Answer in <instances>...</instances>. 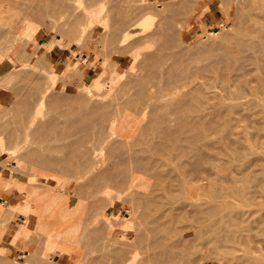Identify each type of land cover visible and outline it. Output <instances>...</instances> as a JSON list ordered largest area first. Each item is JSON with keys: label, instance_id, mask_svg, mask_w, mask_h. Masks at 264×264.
Returning a JSON list of instances; mask_svg holds the SVG:
<instances>
[{"label": "bare ground", "instance_id": "6f19581e", "mask_svg": "<svg viewBox=\"0 0 264 264\" xmlns=\"http://www.w3.org/2000/svg\"><path fill=\"white\" fill-rule=\"evenodd\" d=\"M4 1L5 0H3L2 2L4 3ZM15 1H13V3ZM21 1L22 0H19L20 3ZM74 1L72 0L73 3H71L70 0H29V4H28V0L27 2L23 1L28 5H30L31 3L30 5L31 7H28L26 4L25 7L28 8L27 9L24 8V10L27 11V14L23 12V8L21 10V7H24L23 5H25L23 2H22L23 4L21 3L22 6H19L18 4L20 3L17 4L18 1H16L15 3L16 5L12 4V1H10L11 3H9V6L10 4L13 5L15 11H17L16 9L20 8V10L23 12L22 15H25L24 20L23 19L18 20L20 21L21 24L20 23L19 24L15 23V25L13 24L14 26H16V24L19 25L17 29L18 50H16V48L15 50L14 49L13 50L17 51L19 53V54L17 53L19 56L21 53H23L24 56H26L29 54L28 50L34 51L32 49L34 47L31 48V46L33 44L38 43L39 40L42 38L41 34L40 36L36 35L38 34L37 32L36 34L33 35L32 30L25 22V19L27 20L28 19L27 17L29 15L33 16L35 18V21L37 20L39 22L41 20L43 21L48 18L49 20L51 19L52 22L55 18V15L56 16L61 15L62 20L64 18V21L68 23L66 24L61 20V23L57 25L58 22L55 21L56 20L55 18L53 22L57 24L54 25L52 22L53 26L51 27L53 28L52 30L53 33H55V36H53V38L51 37L52 38L51 44L55 43V41L56 42L60 41L61 39L60 36L68 37V39H70L71 41V38H69L70 36L72 37V43L81 47L82 43L85 40H89V39L91 40V37L93 35H96L98 39L100 37H103V39L106 38L107 40H108L107 37L110 36L113 42L115 41L117 42L119 39L121 43H125V42L128 43V41H130V43L131 41L132 43H135L136 40L141 35H145V36L146 34L149 35L148 31L153 24L156 26V28L155 29L152 28L150 30H156V29L159 30L157 28V26L159 27V24L156 17L164 18L168 13V11H169V15L172 13L175 14V9L177 6L175 5L177 0H175L176 2L172 4L171 2L166 0V3L169 2L171 6L169 4L168 6H166L164 4L165 1L162 3L150 4L148 3L149 0H141L142 2H140V4L137 3L134 4L135 0L133 2L132 0H129L132 2L129 3L130 5L132 4V8L129 6L130 8L129 10V8L126 7V11H127L126 13H128V11H130V13H133L130 14L133 15L130 16L132 19L135 16V13L137 12L135 17L138 19L134 21L132 19L131 22L125 24V21L127 22L128 17H126L127 14L125 12H124L125 14H123L122 12L125 11L124 9L125 6H128L127 4L128 1L126 2L125 0L124 1L121 0L122 1L121 2L120 0H116V1H120L122 5L125 4L122 6V8H120L122 12L120 10L121 13L120 12L119 13L123 14L124 16L126 15L125 16L126 20L124 19L123 15L120 16V19L118 17L119 20L115 18L116 16L114 14H117V16L120 15L118 14L119 8L116 9L118 10L117 13L114 14L111 13L113 16H115L113 17V19L111 17V14L107 15L108 12L107 10H105L106 14L104 15L110 16V18L107 17L110 20L112 19L111 21L109 20L110 22L114 21L113 22L114 28H113V26L110 24V22H108L107 19V22L110 25L108 27L112 26V28L108 30V27L106 25L107 23H105L104 20H101L98 16L93 17L94 13L92 14L93 16L89 14L84 20L82 18L80 22L81 17L85 14H80L81 11L80 9L82 8L79 6L80 0H74ZM84 1L85 0H83V3ZM184 1L186 2V0ZM184 1H182L183 3L181 2L182 5H184L185 3ZM188 1H187L188 3L186 2V4H189L190 1L192 0H188ZM234 1L237 3V5L234 4V7L236 6L234 8L235 12H237L236 10L240 8L239 9L240 11H238V13L240 12L241 14V10H243L244 13L240 15V17L243 15L242 16L243 21L241 20L242 18H238V17H236L235 19L236 21L234 20L235 24L236 22L238 23V21H240L239 22L240 24L239 25L236 24V27L235 26L232 27V30L234 31L235 34L233 33L234 37L233 35L230 34L232 36L231 37L232 39L229 38V40H231L229 41V43L227 44L223 43V45L221 46L222 44L221 42L226 41L227 37L225 40L219 42L220 39L218 38L219 39L218 40L215 36L217 41L214 42L215 39L213 38L214 41L213 39L212 41L214 42V44H212L213 43L212 41L211 43L206 41L207 39L204 37H202V39L200 40L197 39L199 42L200 41L203 42L206 39L205 41L207 42V44L209 43L210 45L208 46L205 42L204 43L200 42L201 46H199L200 43L198 41H195L193 44L196 43L199 47L195 44L198 47L196 48L195 45L192 44L195 47L192 48L193 46L189 43V46L191 45L190 48L192 49L188 48L187 51L188 50L191 51L195 49L197 50V54L199 53L198 55L195 54V56L198 57V60H195L194 54L191 56L192 52L190 54L186 51L188 44L183 45L185 43L177 39L180 45L179 47V45H177V40L175 42L173 33H171V31L173 30L171 26L173 27L176 24H178L177 23L178 20H175L176 21L175 23L174 18H172L173 19L172 20L171 17H169L168 18L169 20L162 21V26L166 22L163 28L160 27V31L162 29L163 30L161 32H158L157 30L155 31V36L153 37L154 39L157 37L156 36L157 34L159 35L160 33H162L164 35L163 37L160 34L159 37L162 36L163 39L158 37V39L160 40L162 39L161 41H159L158 44L155 45V43H157L158 40H156L157 42L155 41L154 43L153 41L154 39L152 37L149 38L150 35L148 36V39H146L147 36L145 38L143 37V42L144 39L146 41L152 39V43H154L152 45L153 47L154 46L156 47L155 48L151 47L152 49L151 50L149 49V52L147 53L146 50H144L145 54L143 53L144 51H141L142 52L141 54H143L142 56L140 54L141 58L138 56L139 53L135 54L134 60L133 61L131 60L132 62L130 61L131 62V65H129L130 67H127L129 70L125 71L126 73H128V75L126 74L128 78L126 80L121 81V83H119L118 85H116L117 75L115 72L113 73L110 79V87L115 88L116 90L117 89L116 87L120 86L118 89L121 88L122 92L120 90L117 91H120L122 95L124 94L122 99L120 97L118 98L121 99L118 101L119 103L118 102L116 103L130 108L132 112L140 113L141 117L135 115L129 117L127 116L125 119L107 120L106 117L108 116L109 112L107 111L108 113L106 112L102 113L101 110L105 109L104 111H106L109 106L107 107L106 105L107 108H105L104 106V108L102 107L101 110H99L100 108L99 109L96 108L97 110H95V107L98 106L99 104H100L99 107H101V103H99L100 101L96 99L98 100V102L96 101L97 104L98 103L99 104L97 105L95 103L96 106L91 104L93 103L92 101L94 99L92 97L93 100L90 102L89 96L93 95L91 93L93 90L91 89V85H89L88 83H84L83 85L79 86L78 89L74 90L75 88H72L71 84L69 85L70 80L69 81L67 80V84H68L67 89L63 90L56 88L57 87V85H55L57 82L56 77L60 76V78H63L66 77L67 74L68 75L71 74L75 69L73 65H72L73 68L70 66L65 67V69L60 73H58L57 70L50 68V66L45 68L46 70L45 76L41 74L42 76L45 77L44 80V77L41 76L42 77L41 78L40 75L38 76V74H40L39 72L41 71V68L38 69V65L43 68L47 65L45 63L46 60L42 58L43 55L41 57V55L40 54L38 55L37 51H35V53L30 52L35 54L34 57H32L30 60L27 59L20 60L22 56L19 58L17 57V61L18 59L20 60L17 63L18 69L16 66V68L14 67L12 71L13 72L15 71L16 73V70L14 69L18 70L17 72L18 74L16 73V75H18L17 76L18 86L14 83H9V84H13L14 86L16 85L15 87L17 89L15 90L11 89L13 87L11 85H9V88L11 86L10 90L15 92V93L13 92L15 98L18 95L17 96L18 103H20L19 104L20 106L19 105L17 106V104L15 103L17 102L15 98L14 99L16 101H14L13 99L12 101L11 100L10 101L11 102L14 101L13 104L15 103L18 109L22 111V113L19 111L21 113V114L19 113L20 114L19 116H21L22 114L25 115L24 117L26 118L27 121H25V118L21 116V120L23 118V120L25 121V124L24 121L23 123H21L22 125L24 124V128H22L23 126L21 127L20 124V126L18 127L21 128H18L16 130L13 127L16 131L15 130L12 131L17 132V134H21V132L19 133L20 129H22V133L24 132L23 131L24 129L25 130L24 137L26 138L29 135V137L31 138L30 135H32L33 138L31 140L29 139L30 141L27 140L26 138L25 140H23L18 144L17 143L18 141H16L18 140L17 139L18 135L16 136L14 133L15 136L13 137L12 140L16 141V143L18 144L17 145L16 143L13 142V144H15V146L18 147L16 150L20 152L19 153L17 151L19 153L18 157L21 154L20 158L22 160L30 159L29 162L31 161L33 162V163L31 162V165L34 164L41 166V169L43 170L44 168L45 169L48 168L47 171L49 172L53 171L54 169L56 171H58L57 169L59 170L62 169L70 172L68 173L69 176L71 173L72 175H75L76 173L79 179L80 177L82 178L81 181L75 176L76 177L75 179L76 180L78 179L76 182L75 179H73V177H69L67 173H64L65 171H63L64 173L63 175H67L68 178L74 180L73 182H75V184L78 183V181H80V183L76 185L77 187L73 185L74 189L75 190L78 189L77 192L78 191L80 192V194H78L79 192L77 193L74 190L75 194L77 193L78 196L85 195L84 196L85 198H87L86 196H96V198L99 197L100 199L102 196H99V193L108 192L109 195L110 189H113L115 193H117V195L120 194L121 197L125 196V199H127L128 202L131 203L130 209L128 208L129 210L134 208L133 207L134 205L135 207L137 206L141 210L140 212L142 214L144 213L142 211L143 208H145L144 210L147 211L150 210L148 211L150 213H146L147 215L146 214L144 215L146 217L145 219L147 225L143 224L144 223L143 220L145 221V219H143L144 216H142L141 213H139L138 209L137 212L140 215L134 212L136 211V208L132 210L134 214H137L139 217H136V215H134L133 212L130 211L131 214L134 215L136 218L134 216L132 217H134L136 221L139 218L138 220L142 221V224L145 227L143 228V226L140 225V222L139 223L136 222L138 223L139 226L135 225V228L137 227L136 229L138 230L143 229L144 233L143 232L142 233L146 236L144 237V235L137 232L138 230L136 229L134 230L135 239L133 237L134 234L132 236L133 237L132 239H134L133 241L135 240L137 241V239L139 241L141 240L140 243L142 242V245L140 246L141 247L144 246L145 252L142 251L138 252L137 251L139 249L138 248L137 250L135 249L137 253H133L134 255H132L131 257L128 256L129 255L128 253L127 255L128 257H127L124 254L127 253V251L124 252V250L121 248V246L124 245L121 246L117 245L115 248L117 250H115L114 252V249L113 251H109L108 249L110 246H112L111 248L115 247L114 244L111 245L110 243H114L116 239L113 238L114 239L113 242L112 241H110V243L107 242L108 245L110 246L106 247L107 251H105L106 250L105 249L103 250V252L105 253L114 252V258L116 260L115 262L116 264H144V263L145 264H264V2L263 1L260 2L259 0L258 1L234 0ZM90 2L88 3L93 5V1L90 0ZM220 2H222L223 7L224 4H226V2L229 3L228 0L224 1L225 3L223 2V0H221ZM191 3L193 4L195 2H191ZM4 4H6V2ZM179 4H180V0H179ZM227 4L225 6L226 9H224V12H227L228 10ZM107 5L108 4L104 6ZM89 6H87V8ZM184 6L187 7V5ZM184 6L182 7L183 10L185 8ZM13 7H11V9ZM8 8L10 9V7L6 6V9ZM84 8H86V6ZM13 10L14 9L10 10V12H12ZM20 10L18 9V12ZM92 11H94V9ZM111 11L115 12L113 8L111 9ZM20 12L19 15H21ZM138 12L141 15L140 17H138L139 15ZM183 12H185L186 14V10ZM78 13L80 14L77 15L80 16L79 20H77L78 19L77 17H73V18L71 17L72 20L75 18V22L76 20L77 22L79 21L77 23L78 25L75 22H73L74 20L67 21V19H70L69 16ZM185 14L183 13V15ZM2 15L0 17H2ZM22 15L18 16V18L24 17ZM130 17L128 18V20L130 19ZM65 18L67 19L65 20ZM155 18L157 21L154 20ZM180 18L182 19L184 17L182 16ZM2 19L0 18V20ZM11 19L15 21V19L13 18ZM164 19H167V17H165ZM185 19L186 17L182 21H184ZM21 20H23V22ZM57 20L59 21V18H57ZM168 21L170 23L174 22L175 24L173 23L174 25H171ZM182 21L181 20L180 22L178 21L179 22L178 26L183 24ZM8 22L9 21L7 20L6 23L7 26L9 25L8 26L9 28L13 22H11V24L10 22L8 24ZM0 23L2 22L0 21ZM123 23H124V29L121 30L122 33L119 36V38L114 41L115 37L116 36L118 37V35L116 34L118 29L117 27L119 28L121 27L120 29H122ZM234 23L232 22L233 25H235ZM74 24L78 26L75 27L76 32L74 31L75 30ZM96 24L102 26L106 25L107 29L103 32L100 30L98 26H96ZM5 26L3 27V24L2 25L0 24V28L7 30L8 28L6 27L5 29ZM13 28L9 29L11 30L10 32H12ZM3 29H2V36L5 32H8V31H3ZM176 30H177L176 34H178V30L180 29L176 28ZM101 32L104 33L103 35H108V36L107 37L102 36ZM152 32L153 31H151L150 33ZM72 35L75 36L73 37ZM2 36H0V39L2 38ZM4 36L6 37V35ZM224 37L222 39H224ZM176 38H178V35L176 36ZM139 39H141V37ZM8 40L12 41V39L10 38ZM208 40L210 41V38H208ZM112 41L111 42L107 41V42L112 44ZM140 41H142V39ZM179 41L182 43V45ZM66 43L68 44V42ZM137 43L138 42H136V44ZM215 43L217 44L215 47H213L212 45H215ZM97 44L99 46V43ZM102 44L104 45L103 47L104 49L107 44L104 43ZM113 44L112 46L108 44V47L109 45L113 47ZM205 44L207 45V47ZM218 44H220V46H218ZM7 45L6 47L3 46L4 49L6 48V50L8 48ZM128 45L130 44L128 43ZM119 46L120 45L114 47L117 49ZM127 46L124 47L123 45V48H127ZM130 46H132L131 48L134 47L133 45ZM176 46L177 48H175ZM210 46H212L213 51L210 49L211 52L208 53L206 48L208 49V47ZM111 47L108 48L109 53L115 52L114 50L113 51L111 50ZM2 48L0 51L3 54L4 52H2ZM8 49L10 50V48ZM214 49L216 50V52H214L215 51ZM43 51L47 52L48 50L45 49ZM216 53L217 56L215 57ZM33 54H31V56H33ZM7 55L8 54H6L5 56L7 57ZM105 55H106V51H105ZM205 55H211V58L209 56L210 60H213V58L217 59L213 61L215 62L213 63V65L216 66V69L215 66L212 65L209 58L208 57L206 58ZM28 56H30V54ZM28 56L27 58L29 59ZM202 56H204L205 58ZM12 58L14 59L15 62V57ZM203 59L205 61H210V64L205 63V61L203 62ZM138 60L140 61V70H144L147 73V78H144L146 77V74L144 77H142L139 76L138 73L133 71V69L137 65L136 62H138ZM199 60L203 64H201ZM28 61L30 62L29 65L28 63H26ZM194 61H196L199 64H197ZM10 62L14 63L12 61ZM33 62L36 64V66H34V69L35 67H37V70H40L38 71V74L37 71L34 72V69H32V67H29L35 65V64H31ZM217 65L221 68V70L220 68H217ZM217 69L221 71V74L216 75L214 71ZM7 71H6L7 74L0 72V82L3 81L4 79L5 80H7L8 78L11 79L10 74L12 73V71L10 70ZM7 75H9L10 77H7ZM72 75H76L75 72H73ZM125 76L123 77V79L125 78ZM213 79L215 80L213 81ZM14 81L16 83V80ZM96 85L97 86L95 87H100L101 90L102 88L103 90L105 89L104 83L102 85L99 84ZM155 85L157 86V89L155 88L156 87ZM215 87L216 88L219 87V90L221 91L218 92L211 89ZM103 90L101 92L102 94L103 92L106 91ZM160 90H162V92L163 90H165L164 91L165 94H163L162 97H158L156 95L158 94V92L162 94ZM16 91H18V94H16L17 93ZM101 93L99 94L100 96ZM100 100H102V98ZM47 101L49 102V105L51 103V107L46 105L45 102ZM69 101H73L75 105L72 104V106L73 105L74 106L72 108H69L72 109L71 110L72 113L71 111L70 112L68 111L69 112L68 114L70 115L72 114L73 116V111L75 109L77 111V114L81 113L79 114L78 117L79 119L77 120L76 119L77 114L76 112H74L76 114L74 118L76 119V121H78V124H80L78 126L80 128L77 127V131H76L77 133L75 132V134L73 132V129L74 128L76 129V127L75 126L72 127V124L75 120L71 122L72 119H67L70 122L66 120L67 122L62 123V120L57 117V115L58 116L60 115L59 117H61L62 116L61 114L63 112L66 113L65 111H67L68 107H71ZM108 102L107 103L104 102V103L110 105V103ZM113 102L114 101H112L111 104ZM86 103L90 104V105L87 104L90 107V109L92 108L91 106L94 107L93 111L101 112V113L99 112L100 115L96 113L97 115H99L96 119L93 118L88 119L92 115L91 113L89 117L85 116L86 114L92 111L89 109V107H86L85 105ZM15 104L13 106H15ZM43 104L45 106H48L49 110L50 108L52 109L50 113L47 111H46L47 113L42 111L44 110L43 108H45ZM86 108L87 110H89L88 112ZM83 112L85 115H83ZM43 113L45 115H43ZM0 115H2V113ZM41 115H43V118L45 117L47 118V116L49 115L51 116H49L48 119L46 120L43 119ZM8 117L10 118V116ZM56 118H58L61 122ZM7 120L4 121L6 122ZM11 121L8 120L7 123ZM243 121L245 122L247 121V123H245L247 126L246 128H243L244 130L243 129L239 130L238 127L239 126L241 127V125L244 123ZM1 127L2 126H0V128ZM65 127L68 129L67 133L69 140H65L67 139L66 138L67 133L65 132L67 130H65L66 129ZM3 130L4 129H1L0 132L1 131L3 132ZM8 130L11 131V129H9V126L6 130L7 131L6 133H8ZM212 132L214 133L218 132L216 133L218 135L213 136ZM79 133L81 135H79ZM62 135L65 136L63 137ZM3 138L5 140V137ZM2 140L3 139L0 140V149H2L3 146L2 142L6 141V140L5 141ZM12 140L8 139L6 142L8 141L12 142ZM6 142L4 143V145L7 144ZM41 144H45L48 146L44 148L41 146ZM15 146L14 148H16ZM5 147L3 146L4 150ZM50 148H52L53 150ZM218 151L224 152L225 160L220 162L219 165H216L215 163H213V159ZM101 163H103L101 167H103L104 165L103 168L99 167ZM118 165L121 167H119ZM49 168L53 170L51 169L49 170ZM38 171L39 169H37V172ZM45 172L43 174H45ZM49 172H47V174ZM58 173L61 174V172L59 171ZM38 174H40V172ZM52 174L54 176L56 173L54 174L53 172ZM52 174H50L51 177ZM43 186L45 185H42L41 188H43ZM52 186H50L51 188L45 186L46 188H48L45 191H41L39 190V188H36L34 202L38 204L41 197L40 193H44V197L46 199L48 198L52 199V204H53L52 206H55V208H60V209L62 208V210L63 209L68 210L69 216L64 221H61L60 219L58 220L54 219L53 221L54 227L52 226L50 229H52V231H57L62 229V227H65L66 225L72 226L76 224L77 227L80 226L81 222H80V217L78 216L79 215L78 204L76 205L75 202H69L68 205L66 203V205L63 206L61 202L62 197L59 195V193H62V190L53 191ZM48 190H51V192H49ZM53 194L56 195V197H54ZM84 197L81 198H83L84 200ZM103 200L100 199L101 202ZM105 200L102 203L103 205L104 203H106ZM127 200L126 203H128ZM99 203L97 202L91 203L89 206L87 205L88 206L87 209L91 211L93 210L95 212V210L97 209L96 207H98L97 204L99 205ZM14 204L15 203H12V205L10 204L11 205L10 207H12ZM85 204H87L86 201ZM101 206H99L98 208H100ZM151 210L153 211L155 210L157 213L155 212V215H152ZM98 211L96 212L97 214H99ZM92 216H95V219L92 218L90 220H86V223L84 224L85 229H82L84 231L78 233L77 237H79V241L81 240L80 242L82 243L91 242L92 245L94 244V246H96L95 243L98 242L99 240L100 241L102 240L99 238L101 237V232L104 231V229H106V234L108 236L110 235L108 232L109 225L106 217L104 218L99 214L97 216V219L100 218L99 219L100 221L97 222L96 215H92ZM92 216L90 215V217ZM140 216L142 218H140ZM114 218H116V216ZM33 220L35 221V218ZM161 220H163L162 224L159 223ZM25 221H29V220H27L26 218ZM102 221H104V225L106 227L102 225L103 224ZM91 223L95 224L94 227H92L93 225ZM26 224H29V222H27ZM163 224H165L164 226H166L164 227L165 229L161 227L163 230L154 231L155 228L157 229V227H159L157 225L162 226ZM152 225L154 227L155 226L157 227H155L151 232L153 228ZM88 226L89 229L91 226V230L89 231H87ZM101 226L103 227V230L101 229ZM141 226L142 229L140 228ZM146 226L149 227V228L147 227V230L151 229L149 230V232H151L150 234L145 233V231L147 232ZM32 237L33 239L34 238L36 239L35 235ZM102 238H104V242L101 241V243H106L105 241L108 238L109 239L107 241L112 239L110 237L105 239V237L103 236ZM71 239L74 238H70V240ZM28 241L32 244L30 239H28ZM33 244H34L33 246L36 245L35 243ZM127 244L129 245V243ZM134 244L138 245V243L135 242ZM118 246L119 248H117ZM44 249L43 251L38 253V255L34 257V259L40 261L42 264H48L46 262H48V260L50 261L53 258L54 254H52L50 248L45 250ZM132 249L133 247L129 248V251ZM133 250L131 251V253L133 252ZM140 252H141L140 254L141 256H145L142 257L141 262H139L140 255L138 254ZM98 253L100 254V252ZM98 253L96 254L99 257ZM136 254H138L137 257L139 259L135 256ZM100 256L104 257L106 255L100 254ZM123 256L126 257L124 258ZM136 258L138 260H136ZM110 259L112 260V258ZM110 259L109 258L106 259L107 262H109V264H111ZM106 260L104 261L105 263ZM135 260L138 262H136ZM96 261L97 260L94 259V262ZM112 261H114V259ZM52 264H67V263L65 259L60 258L59 262L55 263L53 261ZM95 264H102V263L99 262L98 260V262H96Z\"/></svg>", "mask_w": 264, "mask_h": 264}, {"label": "rangeland", "instance_id": "374dc122", "mask_svg": "<svg viewBox=\"0 0 264 264\" xmlns=\"http://www.w3.org/2000/svg\"><path fill=\"white\" fill-rule=\"evenodd\" d=\"M3 1V0H2ZM1 0H0V8H1V10H0V16L2 15V17H0L2 20H0L2 23H0L1 25L3 24V27L5 26V23L7 22V20L10 22V24H11V22H13L12 23V25H10V27L8 28V26H7V23H6V26H5V29H6V27L8 28L7 30H4L3 28H0L1 29V35L0 36H2V29H3V31H8V32H5L4 34H3V36L4 35H6V37L4 36H2V38L0 39V41H1V45H2V47L3 46H5L6 47V45L8 46V48H10V50L7 48V50H6V48L4 49V47L2 48L1 47V45H0V47L2 48V52H4L3 54L1 53V51H0V72H3V73H5V74H7L6 73V71L7 70H10V71H12V69L15 67L16 68V66L18 65L17 63L20 61V60H23V59H27V60H30L32 57H34V55L35 54H33V53H30V52H34L35 53V51H37V53H38V55L40 54L41 55V57H42V55H43V57L42 58H44V60H46V64L48 65H46L44 68L43 67H41V66H39L38 65V69H40L41 68V71L40 70H37V67H35V69H34V66H36V64L33 62V63H31V64H35V65H33V66H29V67H32V69H34V72L35 71H37V74H38V71H40L39 73L40 74H38V76L40 75V77L42 76V75H44L45 76V68H47V67H49L50 66V68H52V69H55V70H57V72L58 73H60V72H62L64 69H65V67H72L73 68V66L75 67V69H74V71L73 72H75V74L76 75H72L73 74V72L71 73V74H67V76L66 77H63V78H60V76H58V77H56V84L55 85H57V87L56 88H59V89H63V90H65V89H67L68 88V84H67V80L69 81L70 80V82H69V85L71 84L72 85V88H75L74 90H76V89H78V87L79 86H81V85H83L84 83H88L89 85H91V89L93 90V91H95V92H91L93 95H90L89 97H90V102L92 101L93 103H91L92 105H94V106H96V104H97V102H98V100L100 101L99 103H101V107H99V105L98 106H96L95 107V110H97V109H99V110H101L102 109V107L104 108V106H105V108H107L108 106V109L106 110V111H104L105 109H103V110H101V112L102 113H104V112H106V113H108L109 112V114H108V116L106 117V119L107 120H109V119H115V120H117V119H125L127 116L129 117V116H138V117H141V114L140 113H136V112H132L131 110H130V108H128V107H125V106H122L121 104H117L116 102H118L119 100H121L122 98H123V96H124V94L122 95L121 94V88L120 89H118L119 87H116L117 89L115 90V88H111L110 87V79H111V76L113 75V73L115 72L116 73V75H117V83H116V85H118L119 83H121V81H123V80H126L128 77H127V75H128V73H126L125 71H127V70H129L127 67H130L129 65H131V62L134 60V58H135V54L136 53H139V57H140V54L142 53L141 51H144V50H146V53L147 52H149V49L151 50L152 48H155L156 46H154L153 47V45L152 44H154L155 43V41L156 40H158V42L157 43H155V45L156 44H158L159 43V41H161L163 38H162V36L164 37V35L162 34V33H160L162 36L161 37H159L160 36V34L158 35L157 33V37L154 39L153 37L155 36V31L157 30H150V29H155L156 28V26L153 24L152 26H151V28L149 29V35H150V37L149 38H153L154 40V43H152V39L150 40L149 39V41H151V42H149V41H146L145 39H144V42H143V37L145 38L146 36V39H148V36L149 35H147L146 34V36L145 35H141L140 37H141V39H142V41H140L141 39H137L136 40V42H138V43H140V44H136V42L135 43H132V41H131V43H130V41H128V43L130 44V45H133L134 47L133 48H131L132 46H130V45H128V43L127 42H125V43H121L120 41H119V36L121 35V33H122V31L121 30H123L124 29V23H123V25H122V29H120L119 27H117L118 29H117V32H116V34L118 35V37L116 38L115 37V39H114V41L116 40V39H118V41L116 42H113L112 41V39L110 38V36H108V35H103L104 33V31L107 29V27L108 26H110L109 24H108V22H110L112 19H113V17H115L116 19H118V17H119V19H120V16H122L123 14H125L127 11H126V7L127 8H129V6L132 8V4L130 5L129 3L131 2V1H129V0H125L126 2H127V4H128V6H125V11H123L122 12V10L120 9V8H122V6L123 5H125V4H121V2L122 1H124V0H120V1H116V0H92L93 1V5H94V7H93V5H91L92 3L90 2V0L89 1H87V0H85L84 1V3H83V0H82V2H81V0H80V4H79V6L80 7H82L80 10V14H85V15H83L82 17H81V19H80V22H81V20H82V18H83V20L90 14V15H92L93 13V17H95V16H98L101 20H104L105 21V23H107L106 25H107V27H106V25H104V26H102V25H98V24H96V26H98L99 28H100V30L101 31H103V32H101L102 33V36H105V37H107L108 38V40L106 39V38H104L103 39V37H100L99 39H98V37L96 36V35H93L92 37H91V40L89 39V40H85L83 43H82V45H81V47L80 46H78V45H76V44H74V43H72V37H70L69 36V38H71V41H70V39H68V37H61L60 36V41H58V42H56L55 41V43H52L51 44V40H52V38H53V36H55V33H53V28L51 27V26H53V24L55 25V24H57V23H55V22H53L54 20H55V18H56V22H58V24L57 25H59L60 23H61V20H62V16L61 15H55V18H54V20L52 21L53 22V24H52V22H51V19L49 20V18L48 19H45V20H41L40 22L39 21H35V18L33 17V16H30L29 14V16L27 17L28 19L26 20L25 19V22L27 23V25L30 27V29L32 30V34L34 35V34H36V32L38 33V34H36V35H38V36H40V34L42 35V38L39 40V42L38 43H36V44H33L32 46H31V48L32 47H34V48H32L34 51H31V50H28V52H29V54H30V56H28V55H26V56H24V54L23 53H21L20 54V56L18 55L19 53L17 52V51H14L15 50V48H16V50H18V33H17V29H18V24L20 23V21H18L19 19H23L24 20V18H25V15H22L23 14V12H25L26 14H27V11H25L24 10V8H26L25 6H26V4L27 3H24L23 1H26L27 2V0H22L21 1V3L23 2L25 5H23L24 7H21V10H22V8H23V12L20 10V8H18L20 11V14L22 15V16H24V17H19L18 18V16H21V15H19V12H18V9H16L17 11H15V8L13 7V5H11L10 4V6H9V3H11L10 1H12V4H15L16 3V1H18L17 2V4L18 3H20L19 2V0H8V2H7V0H5L4 1V3L6 2V4H4L3 2H2ZM13 1H15L14 3H13ZM71 1V3H73L72 2V0H70ZM74 1V0H73ZM107 3H106V2ZM134 0H132V2H133ZM165 1V2H164ZM167 1H169V2H171V4L172 3H175L176 1L175 0H167ZM173 1V2H172ZM182 1H184V0H180V4H179V0H177V2L175 3V5H177L176 6V9H175V14L174 13H172V14H170L169 15V11H168V13L166 14V16L165 17H167V19H164V18H161V17H156L157 18V20H158V24H159V27L157 26V28L159 29V30H157L158 32H161L160 31V27L161 28H163L164 27V24L166 23L165 21H167V20H169L168 18L169 17H171V19L172 18H174V22L176 23V21L175 20H178L179 22H180V20L182 21L185 17H186V19L184 20V21H182L183 22V24H181L180 26H178V24H179V22L177 21V23L178 24H176L178 27H180V28H178L176 25L175 26H171V28H173V30L171 31V33H173V36H174V38H175V42H176V40L178 39V40H180L181 42H183V43H185V44H183V45H187L188 44V47L186 48V51H187V49L189 48V49H192V48H198L199 46H201V43L200 42H202V41H198L197 39H202V37H204V38H206L205 40L206 41H208L209 43H211V41H212V39L214 38L215 39V41H214V39H213V41L214 42H216L217 40H216V38L219 40V42H221V41H223V40H225L226 39V37H227V40L226 41H224V42H221L222 44H221V46L223 45V43L224 44H227V43H229V41H231V40H229V38L230 39H232L231 37V35H233V33H234V31L232 30V27H236V24H240L239 22L240 21H238V23L236 22V24L234 23L236 20V17H238V18H242V16L240 17V15L241 14H243L244 12H243V10H241V14H240V12L238 13V11H240L239 9H237L236 11L237 12H235V7H234V4L235 5H237V3L234 1H230V0H228L229 1V3L228 2H226V4L228 5V7H227V12H224V9H226V4H224V7H223V5H222V2H220L221 0H192V1H190V3L189 4H186V2L188 1V0H186V2L184 3V5H187V7H190V8H187L186 6H184V5H182L181 4V2ZM224 1H227V0H223V2ZM258 1V0H257ZM260 2H264V0H259ZM31 2V1H30ZM75 2V1H74ZM88 2H90L91 4H89ZM105 2V3H104ZM131 2V3H132ZM140 2H142L141 0H135V2H134V4H140ZM162 2H164V4L166 5V6H168V4H169V2H167L166 3V0H149V2L148 3H150V4H155V3H162ZM189 2V1H188ZM187 2V3H188ZM191 2H195V3H191ZM20 3V4H21ZM22 3V4H23ZM82 3V4H81ZM86 3V4H85ZM96 3V4H95ZM125 3V2H124ZM183 3V2H182ZM219 3V4H218ZM225 3V2H224ZM3 4V5H2ZM20 4H18L19 6H22V4L20 5ZM28 4H29V0H28ZM27 4V6L28 7H31L30 5H31V3H30V5H28ZM85 4V5H84ZM90 6H89V5ZM106 5V4H108L107 6H104V5ZM110 4V5H109ZM133 4V5H134ZM179 4V5H178ZM221 4V5H220ZM16 5V4H15ZM73 5V4H72ZM83 5H84V7L86 6V8H84L83 7ZM112 5V6H111ZM170 5V4H169ZM189 5H191V6H189ZM2 6H5V7H2ZM6 6L7 7H10V9L8 8V9H6ZM19 6H17V7H19ZM87 6H89L88 8H87ZM103 7V8H101V7ZM113 8V10H115V12H112L111 11V7ZM171 6V5H170ZM185 7V8H187V9H185L184 8V10L182 9V7ZM11 7H13L12 9H14L12 12H10V10H12L11 9ZM16 7V8H17ZM27 7V8H28ZM97 9H96V8ZM3 8V9H2ZM26 8V9H27ZM100 8V9H99ZM106 8V9H105ZM108 8V9H107ZM119 8V11L118 10H116V9H118ZM31 9V8H30ZM87 9V10H86ZM94 9V11H92ZM105 11V10H107V12H108V14L107 15H110L111 13L112 14H114V13H117V11H118V14H120L121 12L123 13V14H120L119 16H117V14H114L115 16H113L112 14H111V17H112V19L110 20V19H108V18H110V16H105L104 14H106V11L104 12L103 10ZM183 11H185L186 10V14H185V12H183ZM192 9V10H191ZM120 10H121V12H120ZM128 10V9H127ZM129 10H130V8H129ZM14 11H15V13H14ZM92 11V12H91ZM104 13H103V12ZM226 11V10H225ZM17 12V13H16ZM30 12V11H29ZM28 12V13H29ZM85 12V13H84ZM120 12V13H119ZM125 12V13H124ZM185 14V15H183V13ZM234 12H235V15H234ZM24 13V14H25ZM137 13V12H136ZM136 13H135V16H136ZM181 13H182V15H181ZM79 13L78 14H75V15H72V14H70V15H72V16H69V18L70 19H67V18H65V20L67 19V21L68 20H72V18L73 17H77L78 19L77 20H79V17L80 16H77V15H80ZM96 14V15H95ZM104 15V16H102V15ZM127 14V16L126 17H130V16H133V15H130V14H133V13H130V11H128V13H126ZM138 17H140L141 15H140V13L138 12ZM12 15V16H11ZM171 15H173V16H171ZM238 15V16H237ZM124 16V15H123ZM124 16V19L126 18ZM134 16V17H135ZM184 17V18H180V17ZM5 17V18H4ZM17 17V18H16ZM30 17H32V18H30ZM54 17V16H53ZM52 17V18H53ZM72 17V18H71ZM108 17V18H107ZM132 18L133 19V21L134 20H136V19H138V18ZM11 18H13V19H15V21L14 20H12ZM30 18V19H29ZM34 18V19H33ZM57 18H59V21L57 20ZM123 18V17H122ZM128 18H127V22L125 21V24L126 23H128V22H131L132 21V19H131V17H130V19L128 20ZM156 18L154 19L155 21H157L156 20ZM175 18H178V19H175ZM238 18H237V20H238ZM107 19H108V22H107ZM118 19V20H119ZM170 19V20H171ZM23 20H21L22 22H23ZM74 20V21H73ZM72 21L73 22H75V18L73 19ZM77 20H76V24L79 22H77ZM110 20V21H109ZM126 20V19H125ZM163 20H165L163 23V26H162V21ZM173 20V19H172ZM235 20V21H234ZM240 20V19H239ZM242 21H243V18L241 19ZM63 22H65L64 21V18H63V20H62ZM154 21V22H155ZM186 21V22H185ZM241 21V22H242ZM5 22V23H4ZM9 22H8V24H9ZM113 22L114 21H112V22H110V24L113 26ZM123 22H124V20H123ZM169 22V21H168ZM173 22V23H174ZM232 22L235 24V25H233L232 24ZM15 23H18V24H16V26H14L15 25ZM42 23V24H41ZM51 23V24H50ZM66 23V22H65ZM68 23V22H67ZM66 23V24H67ZM157 23V22H156ZM155 23V24H156ZM170 23V22H169ZM173 23H170L171 25H174ZM14 24V25H13ZM21 24V23H20ZM157 24V25H158ZM161 24V25H160ZM241 24H243V23H241ZM50 25V26H49ZM78 25V24H77ZM115 25V24H114ZM11 26H13V27H11ZM42 26V27H41ZM112 26L111 27H108V30H110L111 28H112ZM155 26V27H154ZM231 26V27H230ZM49 27V28H48ZM75 27H78V26H76L75 24H74V28ZM228 27V28H227ZM10 28H13L12 29V32H10L11 30H9ZM43 28V29H42ZM105 28V29H104ZM113 28H114V26H113ZM176 28L177 29H180V30H178V34H176V32H177V30H176ZM102 29H104V30H102ZM229 29V30H228ZM231 29V30H230ZM16 30V31H15ZM116 30V29H115ZM225 30V31H224ZM75 32H76V28H75V30H74ZM151 31H153L152 33H150ZM224 31V32H223ZM227 31V32H226ZM230 33H229V32ZM232 31V32H231ZM14 32H16L17 33V35H16V33H14ZM202 32V33H201ZM215 32H216V34H215ZM218 32V33H217ZM13 33V34H12ZM198 33H200V34H198ZM205 33H207V34H205ZM214 33V34H213ZM220 33H222V34H220ZM44 34V35H43ZM54 34V35H53ZM75 34V33H74ZM153 36H152V35ZM205 34V35H204ZM210 34V35H209ZM224 34V35H223ZM231 34V35H230ZM235 34V33H234ZM16 35V36H15ZM178 35V38H176V36ZM197 35H200V36H197ZM207 35H209V36H207ZM221 35H222V37H221ZM226 35V36H225ZM228 35H230V36H228ZM15 36V37H14ZM73 37L75 36V35H72ZM212 36V37H211ZM215 36H216V38H215ZM225 36V37H224ZM10 39H12V41H13V43H12V41H10V40H8L9 38ZM52 37V38H51ZM158 37L159 38H162L161 40L160 39H158ZM224 37V39H222ZM233 37H234V35H233ZM8 38V39H7ZM94 38V39H93ZM104 40H102V39ZM180 38V39H179ZM204 38H203V40H204ZM208 38H210V41L208 40ZM5 39V40H4ZM66 39H68V40H66ZM97 40V42H96V40ZM102 41H101V40ZM111 39V40H110ZM193 39V40H192ZM234 39V38H233ZM110 40V41H109ZM178 40H177V45H179V43H178ZM203 41L202 43H206L207 44V42L206 41ZM89 41V42H88ZM98 41H101V42H98ZM111 42L112 41V44H113V47L114 46H118V45H120L119 47L121 48H113V47H111L112 46V44L111 43H108V42ZM140 41V42H139ZM179 41V42H180ZM195 41H198L199 43H200V45L198 46L196 43V45L198 46H196L195 44H193ZM212 41V42H213ZM6 42H7V44H6ZM66 42H68V44L66 43ZM143 42V43H142ZM180 42V43H181ZM197 42V43H198ZM214 42L212 43V44H214ZM218 42V43H219ZM232 42H233V40H232ZM231 42V43H232ZM97 43H99V46H98V44ZM102 43H104V44H107L106 46H105V48L103 49V47H104V45L102 44ZM116 43V44H115ZM189 43L192 45H195V47L193 46L192 48H190L191 47V45L189 46ZM207 44L208 46L210 45V44ZM6 44V45H5ZM9 44H10V46H9ZM16 44V45H15ZM65 44H67V45H65ZM87 46H86V45ZM101 44V45H100ZM108 44H110L109 45V47H108ZM135 44H136V46H135ZM205 44V45H206ZM211 44V45H212ZM216 44L217 43H215V45H212L213 47H215L216 46ZM14 47H13V46ZM37 45V46H36ZM123 45H124V47H126L127 45V48H123ZM181 45H182V43H181ZM207 45H206V47H207ZM16 46V47H15ZM83 46V47H82ZM85 46V47H84ZM212 46H210V47H208V49L206 48V50L208 51V53L209 52H211L210 51V49L213 51V49H212ZM218 46H220V44H218ZM11 47H12V49H11ZM99 47V48H98ZM101 47H102V49H101ZM106 47H107V49H106ZM111 47V50L113 51H115V52H110L109 53V50H108V48H110ZM152 47V48H151ZM179 47H180V45H179ZM182 47H185V46H182ZM1 48H0V50H1ZM30 48V49H31ZM40 48V49H39ZM80 48H82V49H80ZM175 48H177V46L175 47ZM3 49H4V51H3ZM14 49V50H13ZM45 49H47L48 51L47 52H45V51H43V50H45ZM123 49V50H122ZM130 49V50H129ZM117 50V51H116ZM148 50V51H147ZM205 50V51H206ZM215 50V49H214ZM7 51V52H6ZM74 51H76V52H74ZM105 51H106V55H108V56H106L105 55ZM139 51V52H138ZM196 53H195V52ZM27 52V53H28ZM109 54H108V53ZM117 52H119V53H117ZM188 53H190L191 54V52H192V54H191V56L194 54V57H195V60H198V57L197 56H195V54L196 55H198L197 54V50H195V49H193V50H188L187 51ZM214 52H216V50L214 51ZM8 54L7 55V57L5 56L6 54ZM18 53V54H17ZM42 53V54H41ZM102 53V54H101ZM122 53V54H121ZM127 53V54H126ZM144 54H145V51L143 52ZM207 53V54H208ZM213 53V52H212ZM212 53H211V55H212ZM26 54V53H25ZM31 54H33V56H31ZM13 55V56H12ZM15 55H17V56H15ZM105 55V56H104ZM143 54H141V56H142ZM189 55V54H188ZM211 55H205L206 56V58L208 57L209 58V56H210V58H211ZM10 58H9V57ZM22 56V58L19 60L18 59V61H17V57L19 58V57H21ZM27 56L29 57V59L27 58ZM190 56V55H189ZM200 56V55H199ZM217 56V53L215 54V57ZM12 57H15V62H14V59L12 58ZM196 57H197V59H196ZM202 57H204V56H202ZM213 57H214V54H213ZM13 60H12V59ZM75 58V59H74ZM141 58V57H140ZM205 58V57H204ZM210 58H209V60H210ZM95 59V60H94ZM77 60V61H76ZM93 60V61H92ZM132 60V61H131ZM140 60V59H139ZM138 60V62H136L137 63V65L135 66V68L133 69V71L134 72H136V73H138L139 74V76H142V77H144L145 76V74H146V77H144V78H147V73L144 71V70H140V61ZM200 60H202V59H200ZM199 60V61H200ZM207 60V59H206ZM214 60H217V59H214L213 58V60H210L211 61V63H212V65H213V63H215V62H213ZM10 61H12V62H14V63H11ZM17 61V62H16ZM88 61V62H87ZM104 61V62H103ZM131 61V62H130ZM198 61V62H199ZM205 60L203 59V62H204ZM210 61H205V63H209L210 64ZM119 64H118V63ZM194 62H196V61H194ZM26 63H28V65L30 64V62L28 61V62H26ZM110 63V64H109ZM197 63V62H196ZM200 63H201V61H200ZM14 64V65H13ZM139 64V65H138ZM197 64H199V63H197ZM201 64H203V63H201ZM73 65V66H72ZM213 66H215V65H213ZM28 67V68H29ZM137 67V68H136ZM232 67H234V66H232ZM214 68V67H213ZM217 68H220L218 65H217ZM17 69H18V66H17ZM17 69H14V70H16V73L18 72V70ZM126 69V70H125ZM136 69H137V71H136ZM215 69H216V66H215ZM214 70V69H213ZM212 70V71H213ZM220 70H221V68H220ZM141 73H140V72ZM217 71V72H216ZM7 72H9V71H7ZM215 73H216V75L218 74H221V71H219L218 69L217 70H215L214 71ZM213 72V73H214ZM218 72H220V73H218ZM13 73H15V71L13 72L12 71V73L10 74L11 75V77L9 76V75H7V77H10L11 79H7L6 77V79L7 80H3V81H1L0 83H1V85H0V114L2 113V115H0V126H2L1 128H0V130L1 129H4L3 130V132H5V133H3L2 131L0 132L1 134H0V140L1 139H3L2 141H7L8 139H13V137L16 135H18L17 137V139L18 140H16V141H18L17 143L19 144L20 142H22L23 140H25L26 138H27V140H31V139H33L32 138V135H30L31 136V138L29 137V135L25 138L24 136H25V130L23 129V133H22V129H20V131H19V133L21 132V134H17V132H15L18 128H21L22 126V128H24V124H25V121H27L26 120V118L24 117L25 115H21L23 118H25V121L23 120V118H22V120H21V116H19L21 113H22V111L21 110H19L18 109V105L20 104V103H18V95L16 96V98H15V96H14V94H13V92L14 91H11L10 90V88H11V86H13L11 89H17L15 86L17 85V83H18V75H16V73L15 74H13ZM79 73V74H78ZM214 73V74H215ZM18 74V73H17ZM42 74V75H41ZM127 74V75H126ZM141 74V75H140ZM13 75H14V77H16V78H14L13 77ZM126 75V76H125ZM44 76H42V77H44ZM69 76H70V78H69ZM125 76V78L123 79V77ZM131 76V75H130ZM41 77V78H42ZM62 77V76H61ZM68 77V78H67ZM78 77V78H77ZM12 78H13V81H12ZM61 79V80H60ZM9 80H11V81H9ZM14 80H16V83H15V81ZM44 80H45V77H44ZM78 80V81H77ZM215 79H213V81H214ZM62 81V82H61ZM212 81V82H213ZM3 82V83H2ZM78 82H80V83H78ZM104 83V85H105V89L103 90V88H102V90L103 91H105V92H103V94L101 93L102 92V90H101V88L100 87H95V86H97L96 84H99V85H102L103 83ZM9 83H14V84H16L15 86L13 85V84H9ZM217 83H219V82H217ZM9 85H11L10 86V88H9ZM108 85V86H107ZM153 85V84H152ZM18 86V85H17ZM156 86V85H155ZM6 87V88H5ZM8 87V88H7ZM100 88V89H99ZM107 88V89H106ZM156 89H157V86L155 87ZM115 91H114V90ZM211 89H213V90H215V91H218V92H220L221 90H219V87H215V88H211ZM117 90H120V91H117ZM165 90H163V92H164ZM17 93L16 94H18V91H16ZM98 92V93H97ZM101 93V96L99 95L100 93ZM120 92V93H119ZM157 92V91H156ZM160 92H162V90H160ZM162 92V94L161 93H159L158 92V94H156L158 97H162L163 96V94H165V92L163 93ZM15 93V92H14ZM15 94V95H16ZM116 95V96H115ZM160 95V96H159ZM14 96V97H13ZM102 98V100H100L101 98ZM13 97V98H12ZM92 97H93V99H92ZM98 97V98H97ZM108 97V98H107ZM112 97H114V98H112ZM116 97H117V99H116ZM121 98V99H118V98ZM17 100V102H15L16 104H17V106H16V104H15V106H16V108H15V106H13L14 104H13V102L14 101H16L15 99ZM12 99L14 100L13 102H11L12 101ZM96 99H98V100H96ZM11 100V101H10ZM107 100V101H106ZM11 102V105H10V102ZM97 101V102H96ZM108 101H110V102H108ZM112 101H114L112 104H111V102ZM48 102V101H47ZM47 102H45L46 103V105H48V106H50L51 107V103H50V105H49V102L47 103ZM73 101H69V103H70V106L71 107H68V109H67V111H65L66 113H64L63 111V113L61 114L62 116L61 117H59L58 115H57V117L59 118V119H61L62 120V123L63 122H67L68 120L67 119H72L71 120V122L72 121H76V119L78 120L79 118V114H81V113H79V114H77V111H76V109L73 111V116H72V114L70 115V114H68L72 109H69V108H72L75 104H74V102L72 103ZM110 103V105H108V104H105V103ZM9 103V104H8ZM44 103V104H45ZM96 103V104H95ZM105 105H104V104ZM119 103V102H118ZM13 104V105H12ZM22 104V103H21ZM43 104V105H44ZM68 104V103H67ZM72 104H74L73 106H72ZM87 104H89V103H86L85 105H86V107H89ZM102 104H103V106H102ZM69 105V104H68ZM90 105V104H89ZM106 105H107V107H106ZM20 106V105H19ZM45 106V105H44ZM48 106H45V108H43L44 110H42V108H41V110L42 111H44L45 113H47V112H51V108H50V110H49V107ZM92 108L90 109V107H89V109L90 110H92L93 111V109H94V107L93 106H91ZM12 108H15V109H12ZM97 108V109H96ZM49 111H48V110ZM17 110H18V113H17ZM86 110H87V108H86ZM21 113H20V112ZM47 111V112H46ZM69 111V112H68ZM89 110H87V112H88ZM89 112L88 114H84V112H83V115H85V116H87V117H89L91 114V116L88 118V119H96L100 114H99V112L100 111H93V112H95V113H93V112ZM108 111V112H107ZM74 112H76V114H77V117H76V119L74 118L75 116H76V114L74 113ZM100 112V113H101ZM20 113V114H19ZM60 113V112H59ZM58 113V114H59ZM71 113H72V111H71ZM91 113V114H90ZM99 114V115H97V114ZM4 114V115H3ZM42 114V113H41ZM43 115H45L44 113H43ZM43 115H41L42 116V118H43ZM46 115H48V114H46ZM67 115H69V116H67ZM83 115H82V117H83ZM95 115V116H94ZM2 116V117H1ZM7 116V117H6ZM8 116H10V118L11 117H13V118H9ZM49 116H51V115H49ZM49 116H47V118L45 117V118H43V119H48V117ZM66 116H67V118H66ZM80 117H81V115H80ZM86 117V118H87ZM9 120V121H11V122H8L7 123V119ZM58 118H56L57 120H59ZM7 120L6 122L4 121V120ZM64 119H65V121H64ZM81 119V118H80ZM2 120V121H1ZM14 120V121H13ZM67 120V121H66ZM23 121H24V124L22 125L21 123H23ZM60 121V120H59ZM73 122V124H72V127H76V129L74 128H71V129H73V132H74V134H75V132L77 131V127L80 125V124H78V121H76V122ZM80 121V120H79ZM61 122V121H60ZM68 122H70V121H68ZM244 123L241 125V127L239 126H237L238 128H239V130H242L243 128H246V124L245 123H247V121L245 122V121H243ZM14 123H15V125H14ZM81 123V122H80ZM240 123V122H239ZM242 123V122H241ZM4 126H3V125ZM11 124V125H10ZM20 124H21V127H18V126H20ZM245 124V125H244ZM14 125V126H13ZM77 125V126H76ZM8 126H9V129H11V131L10 130H8V133H6L7 131V128H8ZM10 126H12V127H10ZM4 127V128H3ZM16 129H14V128ZM66 128V127H65ZM64 128V129H65ZM78 128H80V127H78ZM12 130H15V131H12ZM65 130H67V131H65L66 133L68 132V129L66 128ZM75 130V131H74ZM244 130V129H243ZM14 133H15V135H14ZM65 133V134H66ZM69 133H72V132H69ZM77 133V132H76ZM216 133H218V132H216ZM216 133H214V132H212V134H213V136H216V135H218V134H216ZM7 134V135H6ZM9 135V136H8ZM67 136H66V138L67 139H65V138H63V139H65V140H69V138H68V133L66 134ZM73 135V134H72ZM79 135H81L80 133H79ZM61 136V135H60ZM63 136V135H62ZM65 136V135H64ZM63 136V137H64ZM3 137H5V140H4V138ZM8 137V138H7ZM9 137H12V138H9ZM29 137V138H28ZM62 138V137H61ZM215 138V137H214ZM14 140H15V138H14ZM29 140V141H30ZM64 140V141H65ZM5 141V142H6ZM16 141H13L12 140V142L11 141H8V142H6L7 144L6 145H4V143L5 142H2V144H3V146L5 147V150H4V148H3V146H2V149H0V264H42L40 261H37L36 259H34V257L35 256H37L38 255V253H40L41 251H43V249L45 248V249H51V252H52V254H54V256H53V258L49 261L48 260V262H46V263H48V264H52V262L54 261L55 263L56 262H59V259L60 258H63V259H65V261H66V263L67 264H95L96 262H98V260H99V262H101L102 264H109V262H107V260L106 259H110V258H112V260L114 259V261H112L111 259H110V263L111 264H113V263H115L116 262V260H115V258H114V252H115V250H117V249H115L116 248V246L117 245H124V246H121V248L124 250V252L125 251H127V253H124L126 256L128 255V253H129V257H131L132 255H134L133 253H137V251L139 252V251H142V252H145V248H144V246H140V245H142V242L140 243V241L137 239V241L135 240V241H133L134 239H135V229L137 228H135V225L137 226L138 225V223L140 222V225H142L143 226V228H145L144 227V225H147V222H146V217L144 216L146 213H150V212H148V211H150V210H144L145 208H143V214L140 212L141 210L136 206L135 207V205L133 206L134 208H132V209H135L136 208V211H134L135 213H137L138 215H140L139 213H141V215L142 216H144L143 217V219H145V221L143 220V224H142V221H140V220H138L137 219V221H136V217H139L137 214H134V212H133V210L131 209V210H129L130 209V206H131V203H129L128 202V200L127 199H125V196L124 197H121L120 196V194H118L117 195V193H115V191L113 190V189H110V192H109V195H108V192L107 193H99V196H105V197H101L100 199H107V200H105V202L106 203H104V205L102 204L103 202H104V200L101 202L100 201V199H99V197L98 198H96V196H86L87 198H85L83 195H82V193H81V195L82 196H78L77 195V193L79 192H77V184L78 183H80V181L82 180V178L80 177V179H79V177H78V175L75 173V172H73V173H75V175H72V173L70 174V176L68 175V173H70V172H68L67 170L65 171V170H62V169H57L59 172H61V174L60 173H58V171H56L55 169L53 170V169H51V168H49V170L51 169V170H53V171H47V169L48 168H44V167H42V168H44V170L43 169H41V166H38V165H34V167H33V165H31V162H29L30 161V159L28 160H26V159H24V160H22L21 158H20V155H19V157H18V154L20 153L18 150H16L18 147L17 146H15V144H13V142L14 143H16ZM16 143V144H17ZM9 144V145H8ZM17 144V145H18ZM16 147V148H14V146ZM41 146L42 147H44V148H46L48 145H45V144H41ZM8 147V148H7ZM7 148V149H6ZM10 148V149H9ZM16 150H14V149ZM49 148V147H48ZM50 149H52V148H50ZM53 150V149H52ZM19 153H18V152ZM56 152V151H55ZM223 160H225V154H224V152H221V151H218L217 153H216V155H215V157H214V159H213V163H215L216 165H219L220 164V162H222ZM33 163V162H32ZM106 163V162H105ZM104 163V164H105ZM21 164H22V167H21ZM24 164V165H23ZM102 164L103 163H101L100 164V168H103L104 167V165H103V167H101L102 166ZM18 165H19V167H18ZM25 165H26V167H25ZM28 165H30V166H28ZM12 166H14V167H12ZM119 166V165H118ZM12 167V168H11ZM38 167V168H37ZM119 167H121V166H119ZM19 168H21V169H19ZM28 168V169H27ZM33 168V169H32ZM39 169V171L37 172V169ZM26 169H27V171H26ZM43 171H41V170ZM34 170H35V172H37V173H35L34 172ZM62 170V171H61ZM46 171V172H45ZM63 171H65L64 173H67V175L69 176V177H73V179H75L76 177L80 180V181H78V183H76L75 184V182H73L74 180H72L71 178H68V176L67 175H63L64 173H63ZM40 172V174H38ZM42 172V173H41ZM45 172V174H43ZM47 172H49L48 174H47ZM54 172V176H53V173ZM41 174H43V175H41ZM47 174V175H46ZM50 174H52V177H51V175ZM59 174V175H58ZM72 175V176H71ZM58 176V177H57ZM76 176V177H75ZM1 177H3V178H1ZM55 177V178H54ZM61 179H60V178ZM58 178V179H57ZM77 179V180H78ZM57 180V181H56ZM77 180L75 179V181L77 182ZM5 181V182H4ZM43 183H45V184H43ZM3 185V186H2ZM42 185H45L46 187L48 186V187H50V186H52V190L53 191H56V190H62V193H59V195L62 197L61 198V202H62V205L63 206H65L66 205V203H67V205H68V203L69 202H75V204L77 205L78 204V206H79V209H78V211H79V217H80V222L82 223H80V226H78L77 227V225L76 224H74V225H66L65 227H62V229H60V230H57V231H52V229H50L52 226L54 227V219L56 220H58V219H60L61 221H64L68 216H69V211L68 210H65V209H63L62 210V208L60 209V208H55V206H52L53 204H52V199H46L45 197H44V193H40V200H39V202H38V204L36 203V202H34V197H35V189L36 188H39V190H41V191H45L46 189H48V188H46L45 186H43V188H41L42 187ZM55 185H57V186H55ZM73 185L74 186H76L75 188L77 189V190H75L74 189V187H73ZM45 187V188H44ZM57 187V188H56ZM51 188V187H50ZM49 188V189H50ZM63 188H65V189H63ZM73 188V189H72ZM44 189V190H43ZM67 190V191H66ZM69 190H70V192H69ZM74 190H75V192H77L76 194H75V192H74ZM49 192H51V190H48ZM69 194H68V193ZM73 195H72V194ZM78 194H80V192L78 193ZM100 194H102V195H100ZM104 194V195H103ZM54 195V194H53ZM80 198H78L77 196ZM98 196V195H97ZM106 196H107V198H106ZM54 197H56V195H54ZM81 197H84V200H83V198H81ZM68 198V199H67ZM91 198V199H90ZM86 199V200H85ZM88 199H90V200H88ZM93 199V200H92ZM98 199H99V202H101V203H99L98 202ZM97 200V201H96ZM126 200H127V202L128 203H126ZM67 201V202H66ZM85 201H86V203L87 204H85ZM88 201V202H87ZM94 201V202H93ZM99 203V205L97 204V206L99 207V206H101L100 208H98V207H96L97 209V211H98V213L100 214V216H103L104 218L106 217L107 218V220H108V225H109V227H108V232H109V236L106 234V229H104V231H105V233H104V231H102L103 230V227L101 226V237L99 238V239H102L101 241H103L104 242V238H102V236L103 237H105V239L106 238H108V237H110V238H112V239H110L109 241H107L108 239H106V243L107 242H109L110 243V241H114V239H116L117 240V242H116V240L114 241V243H110L111 245H113L114 244V248H111L112 246H110V245H108V243L106 244V243H101V241L99 240L98 242H96L95 243V245L96 246H94V244L92 245L91 244V242L90 243H87V242H85V241H83V242H85V243H82V242H80L79 241V237H77V234L78 233H80L81 231H84V230H82V229H85L84 228V224L86 223V220H90V219H92V218H94L95 219V216H92V215H96V219H97V216L99 215V214H97L96 212V210H95V212L92 210H88L87 208H88V206L91 204V203ZM77 202V203H76ZM12 203H15L12 207H10L11 205H12ZM11 204V205H10ZM36 204V205H35ZM84 205V206H83ZM88 205V206H87ZM133 205V204H132ZM85 207V208H84ZM140 207V206H139ZM10 208V209H9ZM129 208V209H128ZM141 208V207H140ZM7 209H9V210H7ZM81 209V210H80ZM139 210V213L137 212L138 210ZM142 209V208H141ZM83 210H84V213H83ZM133 212V214L134 215H136V217L134 216V215H132L131 214V212ZM146 211V212H145ZM153 210H151V213H152V215H155V210L152 212ZM86 212H88V213H86ZM92 212H94V213H92ZM157 213V212H156ZM33 214H34V216H33ZM82 214H84V215H82ZM28 215H31V216H28ZM86 215H88V216H86ZM90 215L92 216V217H90ZM147 215V214H146ZM116 216V218H114ZM132 216H134V217H132ZM30 217H32V218H30ZM35 218V221L33 220L34 218ZM103 217H102V220H103ZM27 218V220H29V221H25V219ZM29 218V219H28ZM75 218V217H74ZM82 218V219H81ZM132 218H134V219H132ZM140 218H142L141 216H140ZM31 219V220H30ZM93 219V220H94ZM100 219V218H99ZM99 219H97V222L98 221H100ZM33 221H34V223H33ZM162 221L163 220H161L159 223L160 224H162ZM27 222H29V224H26ZM31 222V223H30ZM103 222V224L102 225H104V221H102ZM136 222H138V223H136ZM33 223V224H32ZM43 223V224H42ZM63 223V222H62ZM136 223V224H135ZM45 224V225H44ZM47 224V225H46ZM93 226H92V225ZM90 225L92 226V227H94V223H91ZM165 224H163L162 226L161 225H157V226H159L160 228L162 227L163 229H165L164 227H166V226H164ZM91 226H90V229H89V226H88V230L87 231H89V230H91ZM139 226V225H138ZM142 226L140 227L141 229H142ZM153 226V225H152ZM157 226H155V227H157ZM83 227V228H82ZM104 227H106L105 225H104ZM147 227L148 226H146V230H147ZM149 227H150V225H149ZM148 227V228H149ZM154 226H153V228H152V230L151 229H148L147 230V232L145 231V229H144V231H145V233L147 234H150L152 231H153V229L155 228ZM159 227H157V229L155 228L154 229V231H156V230H158V231H160V230H163L162 228L160 229ZM159 228V229H158ZM136 230H138V229H136ZM149 230H151V232H149ZM134 231V232H133ZM137 232H139L140 234H143L144 232H143V229L142 230H138ZM143 232V233H142ZM82 234V233H81ZM104 234V235H103ZM133 234H134V236H133ZM36 236V239H38V240H36L35 238V240L33 239V237L32 236ZM144 235V234H143ZM71 236H73V237H71ZM108 236V237H107ZM134 237V239H132L133 237ZM146 235H144V237H145ZM70 238H74V239H71L70 240ZM114 238V239H113ZM139 238V237H138ZM28 239H30V241L32 242V244L28 241ZM32 239V240H31ZM122 240V241H121ZM35 241V242H34ZM132 241V242H131ZM116 242V243H115ZM130 242H131V245H133V246H131L130 245ZM134 242L135 243H138V245L137 244H134ZM33 243H35L36 245L35 246H33L34 244ZM87 243V244H86ZM127 243H129V245L127 244ZM51 245V246H50ZM125 245H127L128 246V248H127V246H125ZM134 245H136V246H134ZM108 246H110L109 247V251H113V249H114V252H112V253H108V252H103V250H105V251H107V248L106 247H108ZM133 247V249L135 250H137L138 248V250L136 251L135 250V252H134V250H133V252L131 253V251L132 250H130L129 251V248H132ZM134 247H136V248H134ZM40 248H42V249H40ZM111 248V249H110ZM117 248H119V246L117 247ZM40 249V250H39ZM44 249V250H45ZM125 249H128V250H125ZM144 250V251H143ZM129 251V252H128ZM98 252H100V254H103V255H106V256H108V257H106V256H100V254L98 253ZM96 253H98L99 254V257H98V255L96 254ZM107 253H108V255H107ZM139 255L141 254V252L140 253H138ZM138 254H136L135 256L137 257V255ZM143 254H145V253H143ZM142 254V255H143ZM91 255H93V256H91ZM125 256V257H126ZM127 256V257H128ZM124 257V256H123ZM124 257V258H125ZM142 257H145V256H139V258H140V261L139 262H141V260H142ZM99 258V259H98ZM103 258V259H102ZM138 258V257H137ZM136 258V260H138ZM91 259V260H90ZM94 259H96L97 261L96 262H94ZM106 260V263L104 262L105 260ZM135 260V261H136ZM109 261V260H108ZM144 261V260H143ZM136 262H138V261H136ZM144 263V262H143ZM116 264V263H115ZM145 264V263H144Z\"/></svg>", "mask_w": 264, "mask_h": 264}]
</instances>
